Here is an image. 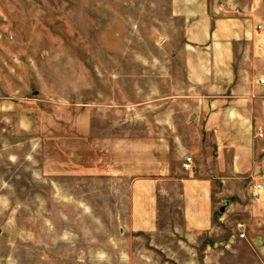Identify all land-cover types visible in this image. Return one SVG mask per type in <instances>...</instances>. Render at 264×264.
Here are the masks:
<instances>
[{
  "label": "rangeland",
  "instance_id": "1",
  "mask_svg": "<svg viewBox=\"0 0 264 264\" xmlns=\"http://www.w3.org/2000/svg\"><path fill=\"white\" fill-rule=\"evenodd\" d=\"M182 1L0 0V264H254L252 174L218 166L243 137L212 134L248 123L262 158L264 87L229 103L188 78ZM186 172L211 180L210 229L185 223Z\"/></svg>",
  "mask_w": 264,
  "mask_h": 264
},
{
  "label": "crops",
  "instance_id": "2",
  "mask_svg": "<svg viewBox=\"0 0 264 264\" xmlns=\"http://www.w3.org/2000/svg\"><path fill=\"white\" fill-rule=\"evenodd\" d=\"M182 2L188 78L203 87L230 88V92L224 95L225 101L229 103L232 102L235 86L241 89V103L261 102L259 91L264 87V83H261L260 79L264 77L259 52L262 50L264 23L256 8L260 0H246L245 6H241L239 0H223L215 4L209 0ZM187 3L189 4L186 5ZM258 25L261 26L260 29L257 28ZM247 108L250 109L249 106ZM244 118L248 117L245 115ZM245 129L219 130L212 134L216 137H243V149L238 152L239 157L232 162L228 160L218 163L225 172H232L230 174L237 178L245 174H255L261 158L252 146L248 123H245ZM185 174L187 176L181 181L185 223L193 230L210 229L214 205L211 180L195 176L192 172ZM225 176L227 174H223V177ZM142 192L141 195L147 202L152 203L150 192ZM242 212L247 240L237 238L236 242L246 246L255 260L254 264H264V192L256 198L251 195V202ZM142 217L145 225L141 229H150L154 221L150 208Z\"/></svg>",
  "mask_w": 264,
  "mask_h": 264
},
{
  "label": "built area",
  "instance_id": "3",
  "mask_svg": "<svg viewBox=\"0 0 264 264\" xmlns=\"http://www.w3.org/2000/svg\"><path fill=\"white\" fill-rule=\"evenodd\" d=\"M260 25H258V29H260ZM261 83H264V78L260 79ZM256 137L257 138H264V131L260 128L256 130ZM183 167L186 170H190L192 167V158L187 157L185 158L183 162ZM258 170L255 174L252 175L253 185L251 189V195L253 198H256L260 193L264 192V155L262 158L258 161ZM237 229L239 230V233L237 234V237L242 239L246 237L245 233V224L243 222H238L236 224Z\"/></svg>",
  "mask_w": 264,
  "mask_h": 264
}]
</instances>
